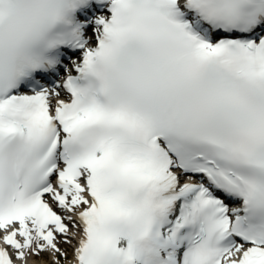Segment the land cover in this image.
<instances>
[{
	"label": "snow or ice",
	"instance_id": "6c2138e0",
	"mask_svg": "<svg viewBox=\"0 0 264 264\" xmlns=\"http://www.w3.org/2000/svg\"><path fill=\"white\" fill-rule=\"evenodd\" d=\"M0 264H264V0H0Z\"/></svg>",
	"mask_w": 264,
	"mask_h": 264
}]
</instances>
